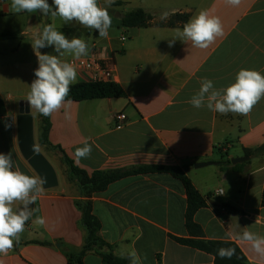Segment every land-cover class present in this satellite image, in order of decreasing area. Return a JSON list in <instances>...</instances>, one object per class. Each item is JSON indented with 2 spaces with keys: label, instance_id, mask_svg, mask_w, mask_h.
<instances>
[{
  "label": "crops",
  "instance_id": "obj_1",
  "mask_svg": "<svg viewBox=\"0 0 264 264\" xmlns=\"http://www.w3.org/2000/svg\"><path fill=\"white\" fill-rule=\"evenodd\" d=\"M48 2L51 5L52 0ZM98 3L107 7L104 0ZM115 3L121 5L114 6ZM115 3L108 7L112 26L107 39L97 37L93 29L74 21L65 24L51 14L15 13L11 0L0 5V33L10 31L17 35L0 41V97L7 109L6 116L0 117V153H11L13 170L18 167L29 176H39L22 155L18 142L20 102L27 101L30 86L14 78H35L38 62L31 43L45 25L54 24L68 39H84L90 51L80 58L112 57L115 82L127 96L66 102L50 116L48 145L39 141L40 113L30 108L36 145L54 170L56 182L43 185V192L30 206L33 216L25 227L33 232V237L15 243L6 255L0 254V264H69L67 253H79L84 247L87 231L76 205L83 198L76 183L69 179L64 155L89 174L144 166L181 169L210 202L194 217L205 238L233 242L249 264H264V257L236 238L245 229L264 236V156L250 157L240 163L243 166L239 171L230 166L223 170L220 166L221 162L246 157V150L264 145V98L246 116L222 115L189 103L203 78L221 89L234 83L242 68L264 75V0H241L238 6L225 0ZM138 9L151 16V25L124 27L123 16ZM200 10L218 16L224 32L206 49L178 39L176 30H182L184 24L171 28L158 25L176 14L187 15L189 21ZM165 12L169 18L161 20ZM122 37L126 39L122 41ZM173 38L177 40L169 47L168 41ZM39 51L58 55L51 46ZM72 58L68 54L61 57L66 61ZM76 83H81L78 78ZM119 114L126 116L124 122L116 120ZM6 123L12 127L6 128ZM85 142L92 147L91 155L77 163L75 150ZM205 162L213 165L195 167ZM91 200L93 214L101 224L100 236L112 246L115 256L127 257L134 248L143 264H215L213 256L171 238H188L186 191L171 174L126 177L94 194ZM224 204L243 214L228 212L221 207ZM18 205L19 202L13 205L14 210ZM36 217H43L45 224L35 225ZM83 263L102 264V258L92 251Z\"/></svg>",
  "mask_w": 264,
  "mask_h": 264
},
{
  "label": "clouds",
  "instance_id": "obj_2",
  "mask_svg": "<svg viewBox=\"0 0 264 264\" xmlns=\"http://www.w3.org/2000/svg\"><path fill=\"white\" fill-rule=\"evenodd\" d=\"M232 6H238L241 0H225ZM107 7L101 6L98 0H11V9L15 13L39 11L43 15L51 14L59 17L65 24L72 23L93 29L102 39H107L112 26V17L108 7L115 0H104ZM169 14L163 13L161 20H167ZM177 37L185 42L190 41L194 47L208 48L217 37L223 36V26L218 16L211 15L208 10H200L177 29ZM177 38L168 41L172 47ZM32 48L37 56L38 67L34 70L35 79L31 82L27 102L43 116H51L59 111L67 102L70 86L77 80V70L72 63L61 59L65 54L79 59L89 54V46L82 38L68 37L58 31L54 24H47L34 38ZM53 47L58 55L41 53L45 47ZM264 98V75L255 69H240L235 82L221 89L214 87L213 81L203 78L201 86L189 103L195 108L207 107L209 110L222 115L233 113L248 115L254 106ZM6 128L12 127L11 123L5 124ZM32 151L39 153V148L33 146ZM92 147L87 142L83 147L75 150L76 162L90 157ZM45 178L29 176L17 167L13 170L11 153H0V254H7L18 243L20 234L25 229L26 222L32 218L31 205L43 192ZM219 194H223L220 192ZM19 202L14 210L13 205ZM35 225L43 226L45 219L36 217ZM242 242H247L251 249L260 257H264V236L245 229L236 237ZM217 255L221 258L231 259L235 255V248H220ZM130 264H143L141 256L133 248L127 252ZM146 259V257H145Z\"/></svg>",
  "mask_w": 264,
  "mask_h": 264
},
{
  "label": "trees",
  "instance_id": "obj_3",
  "mask_svg": "<svg viewBox=\"0 0 264 264\" xmlns=\"http://www.w3.org/2000/svg\"><path fill=\"white\" fill-rule=\"evenodd\" d=\"M120 3H115L114 6H119ZM152 18L144 10L138 9L134 12L125 14L122 18V25L126 28H147L151 25ZM188 21L187 15L176 14L173 15L168 21L159 23L160 26L176 27L179 23L185 24ZM96 36L99 37L98 32ZM17 35L6 31L0 33V41L14 39ZM126 93L123 88L113 83H93V82H81L72 84L70 86L69 95L66 97V101L71 102H83L97 99L108 98H126ZM7 114V109L4 101L0 97V117H4ZM41 133L40 144H49V132L51 129L50 116L41 115ZM63 153V152H62ZM64 155V153H63ZM246 156H264V145L255 150H246ZM63 162L68 168L70 181L76 183L82 200L76 203L77 207L82 213V225L87 231V237L84 247L79 253L68 252L69 264H84L83 259L87 253L95 251L98 252L102 258V264H130V260L127 257L120 258L113 254L112 246L105 242L100 236L101 224L97 217L93 214L92 200L94 194L105 191L112 183L124 179L126 177L150 174V173H168L179 179L185 188L187 195V210H186V230L188 232V238H176L171 237L177 243L205 252L215 259V264H249L245 256L239 249V247L230 241H211L205 238L202 228L195 222V214L202 208L210 206V202L207 198L196 189L191 179L188 178L181 169L167 167V166H144L132 170H113V171H95L92 174L87 173L85 170L79 168L75 163L69 159L66 155L63 156ZM222 169L225 170L229 166L231 170L239 171L243 164L235 166L231 165V161L227 160L220 163ZM224 166V167H223ZM262 206H264V192L262 195ZM222 208L226 209L232 214H243L239 209L231 207L229 205H222ZM216 213L218 208L214 207ZM48 245V243H44ZM220 248H235V255L231 259H221L218 255V249Z\"/></svg>",
  "mask_w": 264,
  "mask_h": 264
},
{
  "label": "water",
  "instance_id": "obj_4",
  "mask_svg": "<svg viewBox=\"0 0 264 264\" xmlns=\"http://www.w3.org/2000/svg\"><path fill=\"white\" fill-rule=\"evenodd\" d=\"M18 142L19 148L24 158L29 162L31 167L38 173L39 176L45 178L44 185H50L52 181L56 182V175L54 170L46 161V159L39 152L32 151L33 146H36L34 138L33 116L31 114L30 106L27 101L20 102V115L18 117ZM250 160V156L232 159L233 165L245 163ZM213 165L212 162L198 163L196 168H202Z\"/></svg>",
  "mask_w": 264,
  "mask_h": 264
},
{
  "label": "built area",
  "instance_id": "obj_5",
  "mask_svg": "<svg viewBox=\"0 0 264 264\" xmlns=\"http://www.w3.org/2000/svg\"><path fill=\"white\" fill-rule=\"evenodd\" d=\"M5 0H0V5ZM126 38L122 37L124 41ZM72 63L77 70V78L80 82H93V83H113L116 80L115 61L112 57L106 59L99 58H72L68 60ZM116 120L124 122L126 116L119 114Z\"/></svg>",
  "mask_w": 264,
  "mask_h": 264
},
{
  "label": "rangeland",
  "instance_id": "obj_6",
  "mask_svg": "<svg viewBox=\"0 0 264 264\" xmlns=\"http://www.w3.org/2000/svg\"><path fill=\"white\" fill-rule=\"evenodd\" d=\"M119 35H120V33H119ZM71 57H73V56H71ZM24 78H28V77H15L14 79H15V81L21 80L20 84H24V85L30 86L31 85V82L33 81L31 79V77H30V79L29 78L28 79H24ZM31 237H33V232L31 230H28L25 227L23 233L20 234V238H19V242L18 243H21L22 241H25L26 239H30ZM15 243L16 242H14V246H15Z\"/></svg>",
  "mask_w": 264,
  "mask_h": 264
}]
</instances>
